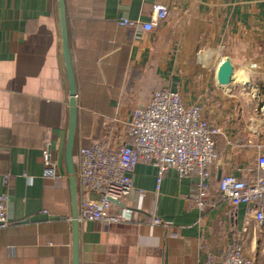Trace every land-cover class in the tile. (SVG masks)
I'll return each mask as SVG.
<instances>
[{
	"label": "crops",
	"instance_id": "crops-1",
	"mask_svg": "<svg viewBox=\"0 0 264 264\" xmlns=\"http://www.w3.org/2000/svg\"><path fill=\"white\" fill-rule=\"evenodd\" d=\"M65 3L77 89L75 169L81 147L105 142L116 149L133 110L162 87L179 91L188 105L200 104L222 128L204 210L191 199L195 174L180 177L172 168L158 187L157 168L142 160L132 171L133 189L112 208L129 219L80 222V264H201L208 255L222 259L239 243L264 264V229L252 221L243 231L246 205L223 201L218 190L222 174L254 175L246 170L254 153L245 142L264 128L254 122L253 97L264 87V0ZM159 5L169 8L167 18L155 19ZM123 18L137 23L121 25ZM151 20L155 29L145 30ZM226 57L234 73L224 86L217 70ZM69 113L58 0H0V194L11 220L0 228V264H73ZM47 141L58 177H44ZM88 196L99 199L96 191ZM42 213L47 219L23 221ZM155 216L160 223H153Z\"/></svg>",
	"mask_w": 264,
	"mask_h": 264
},
{
	"label": "built area",
	"instance_id": "built-area-1",
	"mask_svg": "<svg viewBox=\"0 0 264 264\" xmlns=\"http://www.w3.org/2000/svg\"><path fill=\"white\" fill-rule=\"evenodd\" d=\"M169 8L156 7V18L165 19ZM135 20L123 18L121 25H133ZM156 20L143 23V28L153 31ZM224 45L221 46V49ZM253 97L256 119L264 125V97L257 90ZM256 130V129H253ZM127 137L115 149L105 142H95L79 150V162L75 177L81 190L78 204V219L100 221L105 224L123 223L129 214L113 211L118 202L124 200L134 187L132 171L144 160L157 168V186L161 185L170 169L177 170L180 177L196 175L191 199L200 210L210 203L211 180L215 177L211 167L219 160L218 137L222 134L220 125L209 121L200 104L188 105L179 91L169 87L156 89L151 99L136 107L126 126ZM245 147L254 153L252 167L254 173L249 178L232 173L219 178V194L223 201L238 206L246 205L243 231L248 230L252 221L264 229V128L253 140L245 142ZM44 177H58V162L52 153L51 142L43 148ZM90 191L99 193V199L88 196ZM153 223H160L158 217ZM11 224L8 216L7 199L0 194V228ZM16 247L9 246V254L15 255ZM201 264H256L244 254L242 243L227 249L222 259L208 255Z\"/></svg>",
	"mask_w": 264,
	"mask_h": 264
},
{
	"label": "water",
	"instance_id": "water-1",
	"mask_svg": "<svg viewBox=\"0 0 264 264\" xmlns=\"http://www.w3.org/2000/svg\"><path fill=\"white\" fill-rule=\"evenodd\" d=\"M59 4V17L62 33L63 54L66 64V70L69 77L70 84V113H69V127L67 133L66 143V163L68 168V174L70 176V189H71V201H72V230H73V264H80L79 256V227L80 222L78 219V188L77 180L75 177V163H74V139L77 122V89L76 78L73 68L72 56L69 48V35L66 16V3L65 0H58ZM234 73V66L229 57H226L220 64L217 70V80L221 85H229L231 83ZM47 214L42 213L29 218H25L24 222L39 221L47 219Z\"/></svg>",
	"mask_w": 264,
	"mask_h": 264
},
{
	"label": "rangeland",
	"instance_id": "rangeland-1",
	"mask_svg": "<svg viewBox=\"0 0 264 264\" xmlns=\"http://www.w3.org/2000/svg\"><path fill=\"white\" fill-rule=\"evenodd\" d=\"M260 89H261V95L264 97V87L263 86H260Z\"/></svg>",
	"mask_w": 264,
	"mask_h": 264
},
{
	"label": "trees",
	"instance_id": "trees-1",
	"mask_svg": "<svg viewBox=\"0 0 264 264\" xmlns=\"http://www.w3.org/2000/svg\"><path fill=\"white\" fill-rule=\"evenodd\" d=\"M152 97V96H151ZM151 99V98H150Z\"/></svg>",
	"mask_w": 264,
	"mask_h": 264
}]
</instances>
